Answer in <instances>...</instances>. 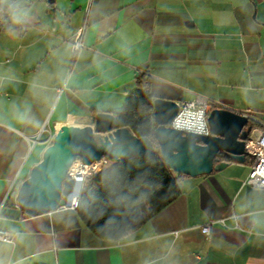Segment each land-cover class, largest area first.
I'll return each instance as SVG.
<instances>
[{
	"label": "crops",
	"instance_id": "obj_1",
	"mask_svg": "<svg viewBox=\"0 0 264 264\" xmlns=\"http://www.w3.org/2000/svg\"><path fill=\"white\" fill-rule=\"evenodd\" d=\"M140 82L153 99L249 110L264 130V0H0V230L11 234L0 264H264V189L243 184L247 154L174 173L178 195L117 241L75 209L18 208L16 190L54 134L120 110Z\"/></svg>",
	"mask_w": 264,
	"mask_h": 264
},
{
	"label": "water",
	"instance_id": "obj_2",
	"mask_svg": "<svg viewBox=\"0 0 264 264\" xmlns=\"http://www.w3.org/2000/svg\"><path fill=\"white\" fill-rule=\"evenodd\" d=\"M152 107V138L137 137L127 127H115V117L108 112L97 113L93 125L60 128L19 184L15 194L18 208L37 216L54 211L62 197H71L78 183L67 177V172L76 159L88 164L102 157L115 162L152 157L155 143L175 176L192 177L226 167L227 161L216 162L220 152L237 163L244 160L245 140L253 128L246 115L213 109L207 117L209 133L203 135L169 126L178 110L177 101L155 98Z\"/></svg>",
	"mask_w": 264,
	"mask_h": 264
},
{
	"label": "trees",
	"instance_id": "obj_3",
	"mask_svg": "<svg viewBox=\"0 0 264 264\" xmlns=\"http://www.w3.org/2000/svg\"><path fill=\"white\" fill-rule=\"evenodd\" d=\"M130 94L112 114L115 127H127L137 137L152 138L153 97L147 83ZM152 157H132L122 162L108 159L84 181L75 208L80 220L98 238L117 241L136 230L179 193L174 172L163 162L154 143ZM228 157L220 152L216 162Z\"/></svg>",
	"mask_w": 264,
	"mask_h": 264
},
{
	"label": "built area",
	"instance_id": "obj_4",
	"mask_svg": "<svg viewBox=\"0 0 264 264\" xmlns=\"http://www.w3.org/2000/svg\"><path fill=\"white\" fill-rule=\"evenodd\" d=\"M46 1L52 0H30ZM82 47V29L75 35L71 43V53L75 55L76 51ZM222 108L221 103L204 97H195L192 100L181 101L178 103V110L169 126L183 132H192L206 135L209 133L207 117L211 110ZM243 115L249 116V110L243 112ZM252 128L245 140V152L251 158V165L248 175L243 181L244 185L252 188L264 189V130ZM44 128L32 141L38 140ZM50 137V136H49ZM108 162V158L102 157L97 161L85 164L76 159L67 172V177L72 178L78 183V187L65 204H59L57 208L68 207L75 209L78 202L80 189L87 177L97 173ZM11 234L0 230V240L10 241Z\"/></svg>",
	"mask_w": 264,
	"mask_h": 264
},
{
	"label": "rangeland",
	"instance_id": "obj_5",
	"mask_svg": "<svg viewBox=\"0 0 264 264\" xmlns=\"http://www.w3.org/2000/svg\"><path fill=\"white\" fill-rule=\"evenodd\" d=\"M255 11H254V8H253V11H252V13H254ZM256 13V12H255ZM66 199V197H62V200L64 201Z\"/></svg>",
	"mask_w": 264,
	"mask_h": 264
}]
</instances>
